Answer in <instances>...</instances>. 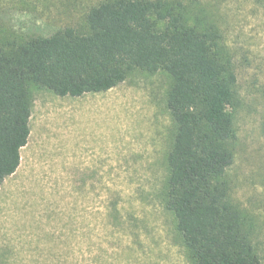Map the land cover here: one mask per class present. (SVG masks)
<instances>
[{
    "label": "rangeland",
    "instance_id": "rangeland-1",
    "mask_svg": "<svg viewBox=\"0 0 264 264\" xmlns=\"http://www.w3.org/2000/svg\"><path fill=\"white\" fill-rule=\"evenodd\" d=\"M100 1L0 0V44L22 31H82ZM200 1L216 5L234 57L229 197L256 226L264 264V2ZM170 85L160 72L79 98L31 90L30 137L0 187V264H188L161 200Z\"/></svg>",
    "mask_w": 264,
    "mask_h": 264
},
{
    "label": "trees",
    "instance_id": "trees-1",
    "mask_svg": "<svg viewBox=\"0 0 264 264\" xmlns=\"http://www.w3.org/2000/svg\"><path fill=\"white\" fill-rule=\"evenodd\" d=\"M219 21L200 0H101L82 31H22L1 43L0 187L30 137L32 89L79 98L163 72L174 131L161 200L188 264H261L256 226L229 197L237 76Z\"/></svg>",
    "mask_w": 264,
    "mask_h": 264
}]
</instances>
